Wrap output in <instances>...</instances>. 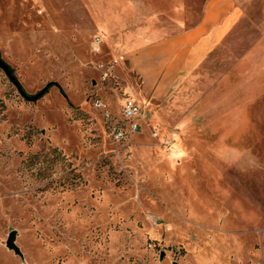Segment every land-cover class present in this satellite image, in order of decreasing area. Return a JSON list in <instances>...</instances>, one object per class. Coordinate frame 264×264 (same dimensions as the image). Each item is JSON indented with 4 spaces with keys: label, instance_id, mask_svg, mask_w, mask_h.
<instances>
[{
    "label": "rangeland",
    "instance_id": "1",
    "mask_svg": "<svg viewBox=\"0 0 264 264\" xmlns=\"http://www.w3.org/2000/svg\"><path fill=\"white\" fill-rule=\"evenodd\" d=\"M205 1L0 0V264H264V0L163 101L124 60Z\"/></svg>",
    "mask_w": 264,
    "mask_h": 264
},
{
    "label": "crops",
    "instance_id": "2",
    "mask_svg": "<svg viewBox=\"0 0 264 264\" xmlns=\"http://www.w3.org/2000/svg\"><path fill=\"white\" fill-rule=\"evenodd\" d=\"M238 17L233 0H206L192 27L130 49L124 55L140 96L163 101L180 88L229 32Z\"/></svg>",
    "mask_w": 264,
    "mask_h": 264
},
{
    "label": "water",
    "instance_id": "3",
    "mask_svg": "<svg viewBox=\"0 0 264 264\" xmlns=\"http://www.w3.org/2000/svg\"><path fill=\"white\" fill-rule=\"evenodd\" d=\"M0 68L5 72L6 76L9 78V80L15 85V87L18 89V91L20 92V94L22 96H25V93L21 90L18 82L16 81V79L14 78V76L11 74V71L8 69V67L6 66V64L0 59ZM42 93V92H41ZM38 94L37 96H34V97H31L29 99L31 100H36L40 95ZM14 240H15V232H11L8 239H7V242H6V246L13 250L15 253H19L18 251V248L15 246L14 244Z\"/></svg>",
    "mask_w": 264,
    "mask_h": 264
},
{
    "label": "built area",
    "instance_id": "4",
    "mask_svg": "<svg viewBox=\"0 0 264 264\" xmlns=\"http://www.w3.org/2000/svg\"><path fill=\"white\" fill-rule=\"evenodd\" d=\"M138 113H139V106L136 104V102L134 100L127 99L123 107V115L128 119H132L135 116H137ZM132 128L133 131H137L138 125L134 124ZM114 137L118 140L122 137V133L119 131H115Z\"/></svg>",
    "mask_w": 264,
    "mask_h": 264
}]
</instances>
